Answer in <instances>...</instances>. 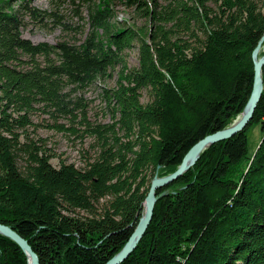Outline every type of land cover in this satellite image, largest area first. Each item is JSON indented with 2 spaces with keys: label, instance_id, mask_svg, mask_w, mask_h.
<instances>
[{
  "label": "trees",
  "instance_id": "trees-1",
  "mask_svg": "<svg viewBox=\"0 0 264 264\" xmlns=\"http://www.w3.org/2000/svg\"><path fill=\"white\" fill-rule=\"evenodd\" d=\"M69 1L81 27L59 19L52 0L51 10L0 0V223L28 241L40 264H105L142 215L154 174L173 172L196 141L240 116L264 33V0H221L215 11L212 0ZM117 1L143 23L117 21ZM24 16L84 37L33 43L22 35ZM135 45L131 68L124 52ZM116 67V86L104 89L111 121L93 123L83 92ZM261 75L248 125L156 190L167 195L120 264H264V66ZM37 110L49 118L46 128L93 137L95 156L83 168L53 166L52 153L21 140ZM253 126L260 140L250 152ZM0 264H28L1 234Z\"/></svg>",
  "mask_w": 264,
  "mask_h": 264
},
{
  "label": "rangeland",
  "instance_id": "rangeland-1",
  "mask_svg": "<svg viewBox=\"0 0 264 264\" xmlns=\"http://www.w3.org/2000/svg\"><path fill=\"white\" fill-rule=\"evenodd\" d=\"M21 0H12V3L17 5ZM56 8L59 19L65 21L72 27H81L82 21L73 15V6L69 0H52ZM260 4L263 0H255ZM33 7L39 10H51V0H30ZM221 0H212L208 5L215 11ZM84 18L87 13L84 7L81 10ZM116 20L131 24L136 22L138 25L143 23V20L136 21V15L132 14V9L123 5V1H117L115 6ZM22 35L28 38L33 43L48 42L56 43L60 40L66 39L69 41H79L84 37L83 33L77 30L64 31L60 24L52 20L44 21L42 23L31 21L27 16L23 17ZM56 21V20H55ZM79 25V26H78ZM87 29V26L84 27ZM264 41L258 51L257 57L264 54ZM125 59L128 67L138 66V51L135 45L131 49L124 52ZM27 57H24L26 59ZM116 67L111 71V77L97 78L90 84L83 92L84 101L88 104L87 115L93 123H107L111 121L110 114L106 105L104 97V89H111L116 86L117 71ZM150 100L149 94L146 89L142 90L140 98L141 103L145 104ZM236 120V119H235ZM234 120V121H235ZM32 125L26 127L24 133L21 135V140L25 141L32 139L36 144L40 145L47 152L52 153L54 156L50 162L53 166L58 167L61 162L74 163L76 167H84L85 162L92 159L96 154L95 139L93 137H85L83 141L74 138L73 136L64 135L56 132L53 129L44 127L46 123H50L49 118L42 110H37L31 114ZM260 140V131L258 126H253L248 130V149L252 152ZM107 197L103 198L98 203V208L106 203ZM80 215L86 216V213L79 211Z\"/></svg>",
  "mask_w": 264,
  "mask_h": 264
},
{
  "label": "water",
  "instance_id": "water-1",
  "mask_svg": "<svg viewBox=\"0 0 264 264\" xmlns=\"http://www.w3.org/2000/svg\"><path fill=\"white\" fill-rule=\"evenodd\" d=\"M263 41L264 33L259 39L251 55L253 62L252 89L240 116L229 126L223 129H219L213 133L207 134L198 141H196L184 154L180 164L173 172L165 176H158L157 173L154 174L153 178L150 181L149 188L143 202L142 215L138 219L137 224L135 225L132 233L130 234L129 238L122 246V248L118 252H116L110 259H108L105 264H120L135 249L137 243L144 235L146 228L148 227L149 222L152 218L155 202L160 197L167 195V191H163L157 194V189L177 179L185 171L192 167L194 163L198 160L200 153L204 149L216 142L232 137L236 133L242 131L248 125L263 90V80L261 72L262 67L264 66V55L261 57H257L258 51ZM0 234L11 239L22 249V251L27 257L28 264H40L37 254L33 251L28 241L21 237L11 227L0 223Z\"/></svg>",
  "mask_w": 264,
  "mask_h": 264
}]
</instances>
